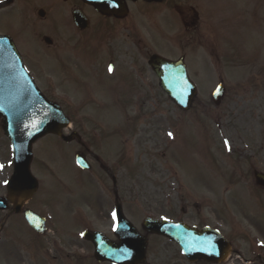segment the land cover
Returning <instances> with one entry per match:
<instances>
[{
	"label": "rangeland",
	"instance_id": "1",
	"mask_svg": "<svg viewBox=\"0 0 264 264\" xmlns=\"http://www.w3.org/2000/svg\"><path fill=\"white\" fill-rule=\"evenodd\" d=\"M219 1L194 0L201 7L198 28L202 39L213 35L216 28L213 21L220 17H227L228 22L237 24L245 17L246 9L253 0H223L225 6L222 9L218 8ZM173 3L185 7L188 2L174 0ZM169 4L162 5L171 9ZM142 6L141 0L137 4L128 3L129 14L123 20L95 15L91 9L84 8L90 19V27L84 32H76L70 25L71 10L75 6L59 0L34 6V36L39 39L36 42L42 43L43 36L53 41L48 51L45 45H41L43 61L46 55L58 59L55 60L58 66L42 64L40 69L34 67V76L42 82V86L38 85L50 100L62 106L67 115L74 116L77 126L81 127L84 121L86 133L81 135L82 140L91 136L89 127L94 126L96 121L93 115L108 132L118 127L120 137L118 134L115 136L116 144L111 152L105 151L108 146L90 149L93 156H100L112 168L123 213L138 232L143 233L141 223L147 217L179 218L194 223V209L198 204L207 213L213 210L216 215L219 210H228L233 224L237 225L236 220L240 221L243 229H246L245 233L251 235L249 242L254 243V234H264V192L255 189L252 176L254 169L264 172L263 75L259 74L260 69L248 71L252 56L242 52L240 30L223 26L218 32L222 37L235 35V41L229 43H238V58L232 55L233 60L223 59V63L215 66L208 75L199 68L196 75L194 71L198 69L202 53H193L190 48L185 50L188 65H196L191 69L190 77H196L198 83V96L189 112L180 111L153 85L155 78L152 74H149L150 89L140 88L137 92L139 97L144 92L150 101L142 106L135 100L132 105L126 106L133 90L127 88L132 86L131 82L123 90L111 82L104 81L103 84L93 80L92 68L85 69L83 66L88 67L94 61L92 54L100 51L103 57L108 53L115 61V67H129L132 60L130 50H140L144 56L158 53L175 58L181 54L176 43L181 45L186 42V47L192 41L183 32L180 35L177 32L170 35L152 32L151 22L142 13L147 10L148 15L153 17L159 9H142ZM40 9L47 12L43 19L38 16ZM10 10L12 7L5 12ZM13 10H17L16 6ZM5 12L0 14L4 16ZM173 16V13L161 14L153 20L160 24ZM230 17L234 20L231 21ZM11 23L22 24L19 17L11 19ZM223 24L219 23L221 26ZM193 40H197V36H193ZM18 45L20 50H25L34 42L28 40ZM169 46L171 48L168 50ZM36 55L40 57V51L37 50ZM220 55L224 57L222 48ZM241 59L249 63L245 68H241L237 62ZM262 60L264 62V58ZM50 62L53 63L51 59ZM106 62L105 57L102 58L100 71L106 72ZM140 63L143 62L140 60ZM232 63L233 67L229 66ZM256 65L260 67L262 62L258 61ZM254 66L255 63L252 64ZM261 69L264 71V68ZM247 76L248 80H252L246 81L244 77ZM219 78L226 87V96L222 104L215 107L211 94L219 84ZM239 85L262 86L263 89L253 87L242 92ZM86 97L90 103L84 104ZM92 103L103 105L95 107ZM99 107L104 109L100 110ZM125 114L134 115L135 119L139 117L140 120L135 121L132 134L121 137L122 132L126 135L131 128L126 123ZM169 133H172L171 137ZM112 141L107 140V143L110 145ZM60 144L49 137L34 148L33 172L38 179L39 190L30 207L46 218L48 231L43 237L35 238L27 233L26 227L23 230L16 228L8 243H4L0 237V264H97L93 261V246L82 238L85 227L103 232L112 241L116 240L111 231L114 223H107L102 215V212L109 214L113 208L109 192L115 186L103 171H98V167L94 168L93 177L84 174L86 179L79 180L80 174L76 172L72 160L78 149L77 144ZM0 156L6 157V164L10 166L9 153L4 152L2 143ZM120 163L124 166L117 167ZM98 181L109 191H104V196L97 186ZM5 217V213H0V226ZM20 220L15 218V221ZM228 223L229 219L219 227L224 226L226 231L228 228L225 225ZM237 242L238 246L244 247V242ZM178 257V250L173 245L158 237H149L148 264H175L174 260Z\"/></svg>",
	"mask_w": 264,
	"mask_h": 264
},
{
	"label": "water",
	"instance_id": "2",
	"mask_svg": "<svg viewBox=\"0 0 264 264\" xmlns=\"http://www.w3.org/2000/svg\"><path fill=\"white\" fill-rule=\"evenodd\" d=\"M94 6L103 15L122 17L126 12L124 0H83ZM80 28L88 25L86 19L76 17ZM150 65L160 77L161 86L168 96L182 109L188 110L196 95L190 83L186 69L180 62H169L160 57L151 58ZM223 93H220L215 103L219 104ZM0 117H3L6 136L11 140L21 168L16 169L10 192L18 194L15 186L24 189L23 198H29L37 191V182L29 172L32 158V145L48 134L60 135L68 124L61 109L49 103L33 86L25 73L16 48L9 38H0ZM19 150V151H18ZM20 152V156H18ZM81 164V162H80ZM258 184L264 186V176L256 174ZM37 225V226H36ZM44 226V220L34 215V229ZM143 228L149 233L167 236L177 242L189 256L196 248L208 243L209 248H215L214 237L209 232H198L183 224L146 220ZM42 233L43 229H38ZM117 235L120 244L108 241L104 235L87 233L86 238L92 241L96 248V258L99 261H110L116 264H139L145 259L147 240L142 238L119 212V227Z\"/></svg>",
	"mask_w": 264,
	"mask_h": 264
},
{
	"label": "flooded vegetation",
	"instance_id": "3",
	"mask_svg": "<svg viewBox=\"0 0 264 264\" xmlns=\"http://www.w3.org/2000/svg\"><path fill=\"white\" fill-rule=\"evenodd\" d=\"M55 2V0H13L12 5L16 6L17 10H13L15 7L12 8V10L5 12L4 16L0 14V35L1 36H9L12 38V40L19 45V42H28V40H32L35 45L33 46H26V52H23L25 50L21 49L22 53V59L24 58L26 64L28 65L32 76L34 78V67L35 69H40V66L42 65V55L37 56V48L42 47L41 42L37 44L36 41L39 39L34 36V6H39L42 4L48 5L51 2ZM63 4H69L72 6H75L78 8H82L80 4L77 2V0H59ZM224 3L223 0H220ZM0 2V4H2ZM264 0H253L249 3L248 8L245 12V17L241 18L239 22L236 23H230L228 22V19H223L224 24L223 26H227L230 30L238 29L241 33V47L242 52L249 54L252 57L258 58L263 52L264 49ZM10 9V7H4L0 12ZM20 18V23L22 24H12L11 19ZM231 21H233V18H230ZM181 22L183 25V30L188 35H195L198 37L196 40V46L202 50L205 55H202L200 57L199 63H198V69L195 70L196 73H198L199 68L202 69L203 73H210L212 72L213 63L214 60L217 62L220 60V55L216 54L219 48L225 47L228 42L235 41V35L234 34H228L225 35L222 39V44L219 45L218 41L215 39L216 32L220 31V28L218 26L213 25V27H216L213 31V35L209 36L208 39H202V35L200 33V28H198L200 24V18L198 14L193 9L192 14L187 11L185 12L184 19L181 18ZM46 37L43 36V41ZM195 42L192 40L191 44L188 45L189 47H194ZM233 48H239L238 43L234 42ZM20 49V48H19ZM240 49V48H239ZM45 50L48 51L49 47H45ZM182 52V49H180ZM131 53L132 60L130 62L129 67H122V65L117 66L116 70L114 71L115 76H112V82L111 83H125L131 82L132 86L127 88H132L133 92L129 94L132 96L131 98H128L127 102H131L133 99L139 101L142 100L143 104L146 103V101H149L150 98L143 92L142 97H139V89L142 90L150 89V75L152 74L155 78V81H153V85L158 87L159 83L156 78V76L153 74L152 70L148 66V60L150 55L142 56L139 51H128ZM134 52H137V61L135 60L136 56ZM102 58V57H100ZM95 58V62L97 63V66H94V68H98V75L101 77V79L106 75L105 72L102 70L100 71L99 68L100 64L102 62V59ZM112 56L108 57L107 59H111ZM121 58V57H118ZM181 58L185 59V55H183ZM140 60L143 63H140ZM31 62L32 65H29L28 62ZM118 61H116L117 63ZM123 62V60H122ZM136 62V63H135ZM124 63V62H123ZM135 63V66H134ZM147 63V64H146ZM241 67L244 68L247 64L246 59H241L240 61ZM196 65H194L195 68ZM131 72V74H130ZM97 75V74H95ZM135 92L137 94H135ZM93 118L96 120L95 125L92 127H89L91 136L87 140H79V146L81 154L84 155L86 159H90L89 161L97 168L102 165V159L101 157L93 156L90 148H100L104 146H108L105 148L106 150H111L114 137H117L118 134V127L114 128L113 131L108 132L103 129L102 122L97 120V118L93 115ZM87 120V119H86ZM89 121V120H88ZM90 122V121H89ZM73 127L82 135L86 133V125L84 121H82L81 127L77 126L76 123H73ZM2 132V126L0 121V133ZM5 138L1 137L0 134V142H4ZM107 140H113L110 145L107 143ZM0 164L4 165V168L0 170V197L2 199L4 198L6 200L5 204L8 206L7 210L5 211L6 217L5 221L3 222L2 226L0 227V235H2V239L4 241H7L11 238V234L16 230L12 223L10 225H7L8 221L12 217H18L23 219V212L26 210H29L28 207H30V204L32 202L27 203L25 206L20 208V214L13 215L14 209L11 203V200L7 199V185H5L4 181H8L11 179V168L7 170L6 167V157L0 156ZM110 176L113 178V174L111 172ZM115 199L117 200L118 197L115 195ZM32 208V207H31ZM103 209V208H102ZM204 209V208H203ZM203 209H198L196 212V216L194 217V221L196 220L197 227H205L209 226L212 229H216L221 232V235L230 242L231 246V253L228 255L227 258L222 260L221 262H216L217 259H222L224 255V251L219 253L217 255V252H213L208 256V259L211 261H206L204 259H198L195 260V262H190L186 258H184L178 249V258H176L175 264H264V234L260 233L258 234V238L256 240H260V242H263L262 246L260 248H254L255 243L249 242V237L244 232L241 231L240 227H231L230 223L225 225L228 230L224 231L223 227L220 226V224L223 221H226L227 219L230 220V215L227 214L226 211H219V214H215L213 210L210 211V213H207ZM34 211V208L31 209ZM103 211V210H102ZM104 220L108 223L111 221L110 215L107 213H103ZM182 220L177 219V222H181ZM15 222V220H14ZM237 241L244 242V247L238 246ZM217 255V256H216ZM214 261V262H212Z\"/></svg>",
	"mask_w": 264,
	"mask_h": 264
},
{
	"label": "snow or ice",
	"instance_id": "4",
	"mask_svg": "<svg viewBox=\"0 0 264 264\" xmlns=\"http://www.w3.org/2000/svg\"><path fill=\"white\" fill-rule=\"evenodd\" d=\"M109 73H111L113 71L112 67L110 66L108 69ZM170 137L172 136V133L168 134ZM227 144V141L225 142ZM4 168V165L0 164V170H2ZM5 185H7L8 181H4ZM117 219L116 213H113V220L115 221ZM115 230V228H114Z\"/></svg>",
	"mask_w": 264,
	"mask_h": 264
}]
</instances>
